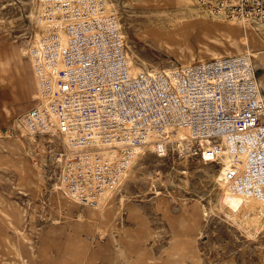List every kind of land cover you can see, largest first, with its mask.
Returning a JSON list of instances; mask_svg holds the SVG:
<instances>
[{"label": "rangeland", "instance_id": "374dc122", "mask_svg": "<svg viewBox=\"0 0 264 264\" xmlns=\"http://www.w3.org/2000/svg\"><path fill=\"white\" fill-rule=\"evenodd\" d=\"M98 13H116L136 71L180 67V47L198 49L190 17L160 0H107L86 14L51 0H0V264H264V202L241 203L232 188L240 169L221 136L179 146L177 132L168 134L167 152H139L97 205L67 193L80 166L62 135L37 129L30 136L16 125L53 98V84L40 79L27 54L31 44ZM192 62L200 63L198 53ZM263 75L258 66L255 77ZM174 77L166 73L172 88Z\"/></svg>", "mask_w": 264, "mask_h": 264}, {"label": "bare ground", "instance_id": "6f19581e", "mask_svg": "<svg viewBox=\"0 0 264 264\" xmlns=\"http://www.w3.org/2000/svg\"><path fill=\"white\" fill-rule=\"evenodd\" d=\"M51 1L78 14L99 12L107 4V0H75L74 5ZM160 2L190 17L197 32V50L190 43L180 47L182 66L134 70L116 13L69 21L65 29L54 27L31 44L27 54L40 79L53 84V98L37 114L21 116L16 125L30 136L37 129L63 136L65 150L79 158L80 175L66 189L75 202L86 196L99 205L111 187L119 186L139 152L148 148L164 154L167 135L173 138L176 131L179 146L186 139L221 136L240 169L232 188L241 203L247 206L252 197L262 204L264 75L257 79L255 69L264 66V18H237L224 6L198 0ZM196 53L199 64L192 62ZM18 66V73L25 75L23 63ZM168 72L175 73L174 88L166 78ZM254 110L259 122L251 114ZM92 185L94 190L89 189Z\"/></svg>", "mask_w": 264, "mask_h": 264}, {"label": "built area", "instance_id": "2783aa9c", "mask_svg": "<svg viewBox=\"0 0 264 264\" xmlns=\"http://www.w3.org/2000/svg\"><path fill=\"white\" fill-rule=\"evenodd\" d=\"M199 2H208L209 4H218L224 6L228 11L234 13L237 18H246L253 20L254 18H264V0H198ZM255 116L256 122L260 117L258 111L251 113ZM239 125L242 124L240 121Z\"/></svg>", "mask_w": 264, "mask_h": 264}, {"label": "crops", "instance_id": "0c3cea01", "mask_svg": "<svg viewBox=\"0 0 264 264\" xmlns=\"http://www.w3.org/2000/svg\"><path fill=\"white\" fill-rule=\"evenodd\" d=\"M4 104H6V103H4ZM7 105V104H6Z\"/></svg>", "mask_w": 264, "mask_h": 264}]
</instances>
